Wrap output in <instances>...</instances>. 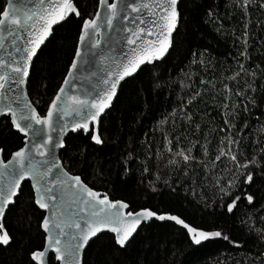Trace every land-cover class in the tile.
<instances>
[{"label":"snow or ice","instance_id":"6c2138e0","mask_svg":"<svg viewBox=\"0 0 264 264\" xmlns=\"http://www.w3.org/2000/svg\"><path fill=\"white\" fill-rule=\"evenodd\" d=\"M228 2L231 5L228 18L238 12L243 21L242 30L235 37L240 46L235 58L236 67L230 74H222L219 81L215 77L212 80L202 78L199 87L192 83L195 72L183 73L185 79L180 87L187 93L186 96L178 107L172 108L164 119L157 122L160 126L171 124L175 130L178 121L182 120L186 132L188 125L195 124L192 136H196L202 125L195 122L188 108L200 103V98L211 92V102L219 108L222 126L212 128L214 135L211 138L209 132L205 131L203 143L184 135L183 140L189 142L187 147H182L180 136L170 139L167 129L158 127L156 130L165 134L163 149L157 150L156 158L158 161L161 158L166 160V166L170 169H183L185 176L193 167L202 166L203 178L214 193L213 203L205 200L204 209L214 208L215 203L219 202L226 213L233 214L241 201L246 202L244 207L255 208L257 199L264 200V192L257 198L255 191H248L257 181L264 186V143H261L264 135L253 136L248 154L242 147L247 139L242 132L251 125L246 120L240 131H236L240 112L248 115L252 109L259 107L255 97L256 72L249 71L246 62L251 58L248 52L252 36L250 18L253 13L264 15V0ZM28 4L31 7L24 0H7L0 11V48L5 47V36L11 38L12 45L4 56H0V113L5 114L6 119L10 118L11 128L30 140L29 144L11 152L7 162L0 160V215L10 210V206H14L15 200L19 199L24 187L22 181H30L29 200L36 208L43 210L39 228L45 233V251H31L29 264H42L48 255L47 249L51 250L56 264H81V250L92 238H98L104 229L114 233L111 238L113 246L124 249L131 243L130 238L137 232L138 226L153 218L181 225L187 230L192 245L219 238L240 247L223 231H203L190 227L176 215L157 214L149 208L125 212L123 210L128 207L127 204L110 201L107 195L100 198V194L85 185L80 176L66 171L64 164L56 157V149L64 146L61 137L69 128L74 133L77 130L90 133L93 143L102 144L95 125L101 114L110 108L118 94L120 82L133 77L142 65L155 67L163 64L171 50L177 47L175 33L179 30L180 0H111L110 3L108 0H98L95 14L90 17L82 16L73 0H28ZM72 14L82 20L75 54L68 66V75H65L48 104L47 113L40 116L21 89L30 76L33 57L49 37L53 26L67 23L72 19ZM207 15L213 18L211 11ZM214 24L220 25V20L215 18ZM217 31L224 35L222 26ZM116 45H120L117 52L119 59L96 51L107 48L113 52ZM124 48L128 49L127 52ZM196 56L197 53L193 52L194 58L190 60L189 67L198 65L203 68L211 63L207 49L199 53L198 59ZM105 61H108L107 67L103 66ZM85 63L95 66V71H88L83 76L90 87L81 95H69L66 85L73 89L77 87L74 69L78 64L83 66ZM69 75H73L72 81H69ZM261 76H264V72H261ZM241 81L242 89L239 88ZM234 85L238 90L233 91ZM154 86L160 87L159 84ZM261 88L264 89V84ZM54 117L63 123L53 124ZM259 133L264 134V126L260 127ZM214 138H218L215 149L211 143ZM196 147L201 150L199 157L193 154ZM213 151L215 155L211 154ZM128 159H131V154ZM220 164H224V168L221 169ZM144 171H149L147 166ZM124 172H128L127 167ZM153 176L156 180L160 179L156 173ZM209 176L211 180L206 179ZM148 186L153 193L158 191L155 181H150ZM259 211L264 212V208ZM260 220L264 222V216ZM251 231L257 233L259 245L264 247V228H252ZM10 240V234L0 226V246L9 245ZM245 264H264V251L245 257Z\"/></svg>","mask_w":264,"mask_h":264},{"label":"trees","instance_id":"16d2710c","mask_svg":"<svg viewBox=\"0 0 264 264\" xmlns=\"http://www.w3.org/2000/svg\"><path fill=\"white\" fill-rule=\"evenodd\" d=\"M5 2L0 0V11ZM73 3L82 16L90 17L98 0H73ZM229 9L228 0H180L179 30L175 33L177 47L171 50L163 64L155 67L144 65L133 77L120 84L111 107L99 121L98 135L102 144L93 143L90 133H69L59 157L68 172L80 176L89 187L103 192L110 199L126 202L130 211L149 208L158 214L176 215L199 230H221L237 241L240 247L219 238L192 245L184 228L171 221H150L140 226L124 249L113 246V234H99L85 248L82 264H245V257L264 251V247L259 245L257 233L251 231L252 228H264V222L260 220L264 212L259 211L264 208V200L257 199L255 208L244 207L246 202L241 201L233 214L226 213L219 202L214 208L204 209L205 200L213 203L214 193L203 178L202 166L193 167L185 176L183 169H170L166 160L161 158L158 161L156 158L157 150L163 149L165 134L157 131L158 127L166 128L170 139L180 136L182 147H187L189 142L183 140L184 135L203 143L205 131L211 138L214 135L212 128L222 126L219 108L211 102V92L203 95L200 103L188 108L195 122L202 125L196 136H192L195 124L188 125L186 132L182 120L178 121L175 130L171 124L160 126L157 122L164 119L172 108L178 107L186 96L187 93L180 87L185 79L183 73L195 72L192 83L199 87L202 78L212 80L215 77L219 81L222 74L226 76L236 67L235 58L240 46L235 37L240 34L243 21L238 12L228 18ZM209 11L213 14L212 19L207 15ZM215 18L220 20V25L214 24ZM250 20L252 36L248 52L251 58L246 67L256 72L255 97L259 107L252 109L248 115L241 111L236 121V131H240L246 120L251 125L242 132L247 137L242 147L248 154L253 136L264 135L259 133L260 127L264 126V89L261 88L264 84V76H261L264 72V15L253 13ZM80 24L82 20L72 14L67 23L56 25L32 62L27 93L40 114H44L67 72L75 52ZM221 26L224 35L217 31ZM204 49H207L211 63L203 68L198 65L189 67L190 60L194 58L192 53H197L195 58L198 59ZM157 84L160 87L154 86ZM239 88H243V81ZM236 90L238 88L234 85L233 91ZM232 135L235 136V132ZM211 143L215 149L218 138L212 139ZM22 144V137L11 128L9 118L2 117L0 149L3 159L6 160ZM129 154L131 159H128ZM193 154L199 157L200 148H194ZM211 154L215 155V152ZM145 166L148 172L144 171ZM125 167L128 168L126 174ZM220 168H224V164H220ZM153 173L160 179L156 180ZM206 179L211 180V176ZM150 181H155L156 193L150 190ZM165 181L168 183L165 184ZM23 184L19 199L3 218V227L11 240L9 245L0 246V264H29V253L43 247L44 234L39 228L42 211L29 200V182ZM248 191H255L259 198L264 186L257 181ZM48 264H56L52 254Z\"/></svg>","mask_w":264,"mask_h":264},{"label":"water","instance_id":"95a60500","mask_svg":"<svg viewBox=\"0 0 264 264\" xmlns=\"http://www.w3.org/2000/svg\"><path fill=\"white\" fill-rule=\"evenodd\" d=\"M108 2L110 3L111 2V0H108ZM7 3V0H6V2H5V4ZM24 3L28 6V7H31V5L30 4H28V0H24ZM94 14H95V12H94ZM93 14V15H94ZM74 15V14H73ZM56 25H54L53 26V29H54V27H55ZM53 31V30H52ZM52 31L50 32V35H51V33H52ZM50 35H49V37H50ZM48 37V38H49ZM78 37H79V35H78ZM47 38V39H48ZM99 38V37H98ZM46 39V40H47ZM5 41H6V44H5V47L4 48H0V56H4L5 55V53L11 48V38H9V37H7V36H5ZM46 42V41H45ZM77 42H78V39H77ZM77 44V43H76ZM44 44H42L41 45V47L43 46ZM40 47V48H41ZM40 48L37 50V54H38V52H39V50H40ZM120 49V45H116V51H113V52H109L108 51V49L107 48H104V49H100V48H98V49H96V51L97 52H100V51H103V53H105L106 55H108L109 57H112V56H115L117 59H119V57H118V55H117V52H118V50ZM125 52H127V48H124L123 49ZM36 54V55H37ZM74 54H75V52H74ZM36 55L33 57V60H34V58L36 57ZM74 56V55H73ZM33 60H32V62H33ZM32 62H31V65H30V69H31V66H32ZM70 64H71V62H70ZM69 64V65H70ZM107 65H108V61H105V63H104V67H107ZM142 66H144V65H142ZM141 66V67H142ZM88 71H95V66L94 65H89V64H87V63H85V64H83V66H81V65H79L78 64V66H77V69H74V73H73V75L76 77V80H75V83H76V85H77V87L75 88V89H73V88H71L70 86H68V85H66V91L68 92V94L69 95H81L87 88H89L90 87V85L88 84V82L87 81H85L84 79H83V76H85V75H87V72ZM65 75H68V72H66V74ZM65 75H64V77H65ZM73 75H69V81H72L73 80ZM133 75H135V74H133ZM64 77H63V80H64ZM28 79V78H27ZM90 79H95L94 77H90ZM127 79V78H126ZM63 80H62V82H63ZM61 82V83H62ZM123 81H121L120 82V84L122 83ZM60 83V84H61ZM60 86V85H59ZM120 86V85H119ZM59 88V87H58ZM119 88V87H118ZM21 91L28 97V100H29V102L32 104V102H31V100H30V98H29V96H28V93H27V82H26V85L24 86V88L23 89H21ZM116 97V96H115ZM115 97L113 98V101H114V99H115ZM113 101H112V103H113ZM50 102H51V100H50ZM49 102V103H50ZM48 103V104H49ZM112 103H111V105H112ZM111 105H110V107H111ZM32 106L34 107V105L32 104ZM47 107H48V105H47ZM35 108V107H34ZM36 109V108H35ZM108 109H106L105 110V112L107 111ZM37 111V110H36ZM37 113L40 115V116H44L46 113H47V108H46V110H45V112H44V114H40L38 111H37ZM104 113H102L101 114V116L103 115ZM2 117H5V114H2V113H0V119L2 118ZM100 118L101 117H99L98 118V121H97V124L95 125V127H96V129H97V133H98V126H99V121H100ZM9 121H10V118H9ZM63 123V121H59L58 120V117H54L53 118V124H56V123ZM37 127H40V126H37ZM14 131H16L15 129H13ZM77 131H82V130H77ZM17 132V131H16ZM83 132V131H82ZM18 133V132H17ZM69 133H74V132H72L71 131V129L69 128V130L67 131V132H65L64 133V135L61 137V139L64 141L65 140V137L69 134ZM84 133V132H83ZM21 137H22V141H23V144H22V146H25L26 144H29L30 143V140H26L25 138H24V135L22 134V133H18ZM84 134H86V133H84ZM53 135H58V133H54ZM21 146V147H22ZM64 147V146H63ZM63 147L62 148H57L56 149V157H57V159H59L60 160V157H59V152H60V150L61 149H63ZM18 150V149H17ZM27 150L28 149H26V152H27ZM16 151V150H15ZM10 158V156L6 159V160H4L3 159V157H2V151H0V160H3V161H5V162H7V160ZM61 161V160H60ZM66 170V169H65ZM67 171V170H66ZM70 173V172H69ZM70 174H72V173H70ZM72 175H75V174H72ZM82 180V179H81ZM83 182V181H82ZM24 182L22 181V184H23ZM84 183V182H83ZM85 185H87L86 183H84ZM29 185H30V187H31V182L29 181ZM88 186V185H87ZM93 189V188H92ZM93 190H95V189H93ZM96 192H98L99 194H100V198H102L104 195H106V194H104L103 192H101V191H98V190H95ZM109 198V197H108ZM109 200L110 201H117V200H112V199H110L109 198ZM118 201H121V202H123V203H125V204H127L126 202H124V201H122V200H118ZM128 205V204H127ZM114 207H117L118 208V206H114ZM40 210V209H39ZM140 210V209H139ZM139 210H136V211H139ZM7 211V210H6ZM40 211H42L43 212V210H40ZM123 211H125V212H127V211H130L129 210V205H128V207L126 208V209H124ZM158 214V213H157ZM160 214H169V213H160ZM5 215V214H4ZM4 215H0V226H2L3 227V218H4ZM169 215H172V214H169ZM178 217V216H177ZM150 221H158V222H163V221H168V220H163V221H160V220H156V219H151ZM149 221V222H150ZM171 222H173V223H175L174 221H171ZM148 223V222H147ZM143 224H146V223H142L141 225H139L138 226V229L140 228V226H142ZM178 226H180V227H182L181 225H178ZM191 227V226H190ZM183 228V227H182ZM186 230V229H185ZM41 231L43 232V230L41 229ZM187 231V230H186ZM103 232H108L107 231V229H104L103 231H102V233ZM108 233H110V232H108ZM43 234L45 235V233L43 232ZM99 234H101V233H99ZM98 234V235H99ZM111 234H113V236H114V233H111ZM136 234V232L133 234V236ZM93 239V238H92ZM91 239V240H92ZM131 239V238H130ZM90 240V241H91ZM88 245V244H87ZM87 245H86V247H87ZM85 247V248H86ZM84 250L85 249H83V250H81V253H80V259H81V264H82V259H83V253H84ZM35 251H45V246H44V243H43V247H42V249H39V250H35ZM47 252H48V255H46L45 257H44V260L42 261V264H48V258H49V256H50V254H51V250L50 249H47L46 250ZM53 256V255H52ZM35 263V262H34Z\"/></svg>","mask_w":264,"mask_h":264}]
</instances>
